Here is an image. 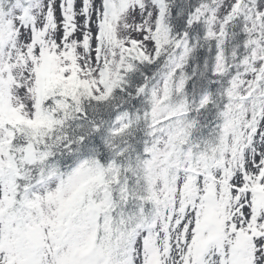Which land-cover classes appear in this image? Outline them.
Wrapping results in <instances>:
<instances>
[{
  "label": "snow or ice",
  "instance_id": "6c2138e0",
  "mask_svg": "<svg viewBox=\"0 0 264 264\" xmlns=\"http://www.w3.org/2000/svg\"><path fill=\"white\" fill-rule=\"evenodd\" d=\"M0 264H264V0H0Z\"/></svg>",
  "mask_w": 264,
  "mask_h": 264
}]
</instances>
